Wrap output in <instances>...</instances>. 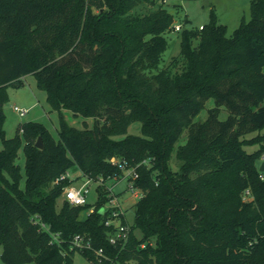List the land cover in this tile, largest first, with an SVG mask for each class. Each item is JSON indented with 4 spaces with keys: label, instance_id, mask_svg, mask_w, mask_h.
<instances>
[{
    "label": "trees",
    "instance_id": "1",
    "mask_svg": "<svg viewBox=\"0 0 264 264\" xmlns=\"http://www.w3.org/2000/svg\"><path fill=\"white\" fill-rule=\"evenodd\" d=\"M163 4L0 0L4 264H74L76 252L96 263L93 251L72 246L77 236L104 251V264H264V0L251 1L250 21L231 35L213 12L203 29H182L180 55L162 67L175 26ZM28 75L58 113V139L35 121L6 136L7 88L23 87ZM65 111L92 127L71 126ZM135 123L140 134L129 133ZM120 164L134 170L142 192L125 246L110 244L116 226H106L103 211L106 183L124 176ZM72 169L98 184L94 205L64 199L74 180L56 181ZM120 221L128 225L125 214Z\"/></svg>",
    "mask_w": 264,
    "mask_h": 264
},
{
    "label": "rangeland",
    "instance_id": "2",
    "mask_svg": "<svg viewBox=\"0 0 264 264\" xmlns=\"http://www.w3.org/2000/svg\"><path fill=\"white\" fill-rule=\"evenodd\" d=\"M159 0L160 4L173 15L174 25H181L183 30H201V27L209 25L211 21L212 12L215 14L218 23L227 27L228 35L241 25L242 21L249 22L251 19L250 6L252 0ZM145 12V9H142ZM179 32L172 31L166 34V38L169 43V47L163 55V61L161 66L168 65L173 58L180 55V37ZM8 101L4 106L5 119V132L7 138L15 136L18 125L21 122L35 121L46 125L53 136L58 139L59 130V117L56 111H53L46 100V93L37 87L34 76L28 75L24 78V86L21 88H7ZM264 104V102H263ZM18 106L22 109H27L28 113L24 117H20L13 108ZM214 106L213 99H210L198 116V120L206 119L208 110ZM67 122L77 128L83 129L85 125L92 127L93 120L85 119L81 116H74L70 111L64 112ZM229 117V112L222 108L220 111V120H226ZM129 133L140 134L141 125L135 123L130 126ZM264 134V129L261 132ZM256 133L249 134L247 137L251 138ZM1 145V143H0ZM258 149V145L246 146L247 152H254ZM18 164L22 168V186L25 184V156L23 149L19 152ZM69 178L74 180L73 185L80 187L87 179L82 178V173L78 169H72L69 172ZM97 186L98 184L90 181L88 184L87 204L94 205L97 201ZM106 187L111 189L112 194L116 195L120 204L125 212V218L129 226L133 225L135 218V209L133 205L138 201L134 198V194L128 188V182L121 180L115 182L110 180L106 183ZM141 195L139 191H136ZM63 198L58 201L61 205ZM89 215V210H85L81 214V219L85 220ZM120 224L121 221H117ZM2 253V246L0 245V256ZM74 264H90V262L82 256L81 253L76 252L73 256ZM0 264H4L0 258ZM115 264H123L117 262Z\"/></svg>",
    "mask_w": 264,
    "mask_h": 264
},
{
    "label": "built area",
    "instance_id": "3",
    "mask_svg": "<svg viewBox=\"0 0 264 264\" xmlns=\"http://www.w3.org/2000/svg\"><path fill=\"white\" fill-rule=\"evenodd\" d=\"M201 29H203V27H201ZM182 30V26L181 25H176L174 26V31H181ZM13 110L20 116V117H24L27 113L28 110L27 109H22L18 106H15L13 108ZM113 162L116 163V159H113ZM261 163H264V152L261 155L260 158V165ZM120 167L123 169L124 171V176L121 180H126L128 182V188L129 190H131L133 192V196L135 199H140L142 197V192L135 187L134 185V179H136L138 176L137 174L134 172V170H130V169H126V165L124 164H120ZM67 178H69V173L63 175L62 177H60L56 183H59L60 181L66 180ZM131 178L133 180H131ZM70 179V178H69ZM261 179L264 180V172H261ZM120 180V181H121ZM89 180H87V182H85L83 185H81L80 187H76L75 185H71L69 187H67L64 191V199L72 206H84L87 204V193H88V184H89ZM102 183V181H101ZM108 191L110 192V194L108 195L109 197V201L106 204L105 208L103 209L104 212L109 213V217L110 219H108L106 221V226H111V225H115L116 226V231L113 235H111V237L109 238L110 244L112 245H120V246H125V244L127 243V241L130 238V234H131V228L129 225H125V224H117V220H120V217L122 215L125 214L122 205L119 202V199L116 195L112 194L111 189H108ZM136 191H139L141 193V195L139 193H137ZM94 212V208H91L89 210V214ZM114 219H117L116 221ZM73 247L80 249V250H90L93 251L95 254V258H96V263L94 264H104L105 260H108V257L105 255L104 251L102 249L99 250H94L91 240L88 239H84L83 237L77 236L74 238L73 240ZM142 248H145V245H142Z\"/></svg>",
    "mask_w": 264,
    "mask_h": 264
},
{
    "label": "water",
    "instance_id": "4",
    "mask_svg": "<svg viewBox=\"0 0 264 264\" xmlns=\"http://www.w3.org/2000/svg\"><path fill=\"white\" fill-rule=\"evenodd\" d=\"M36 147L39 149H43V144H42L41 139H39V141L37 142ZM259 171L264 172V163H261V165L259 167Z\"/></svg>",
    "mask_w": 264,
    "mask_h": 264
}]
</instances>
